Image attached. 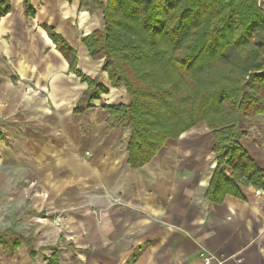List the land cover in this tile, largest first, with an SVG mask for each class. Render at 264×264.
<instances>
[{"label": "crops", "instance_id": "obj_1", "mask_svg": "<svg viewBox=\"0 0 264 264\" xmlns=\"http://www.w3.org/2000/svg\"><path fill=\"white\" fill-rule=\"evenodd\" d=\"M7 4L0 17V232L27 243L12 252L0 246V264H49L55 254L58 264H205L203 254L214 257L210 264H264V188L238 183L242 198L210 199L217 160L206 124L193 129L197 140H184L188 131L143 167L129 163L130 130L115 126L107 110L129 97L111 86L104 61L82 41L104 30L102 10L91 0ZM47 28L108 94L90 100L89 84L70 72ZM239 143L264 179V140Z\"/></svg>", "mask_w": 264, "mask_h": 264}, {"label": "trees", "instance_id": "obj_2", "mask_svg": "<svg viewBox=\"0 0 264 264\" xmlns=\"http://www.w3.org/2000/svg\"><path fill=\"white\" fill-rule=\"evenodd\" d=\"M7 3H0V17L8 13ZM91 3L102 10L105 28L82 41L94 60L104 61L111 86L125 88L129 97L128 104L107 110L115 126L130 130L132 167H143L168 140L206 124L217 160L210 199L242 198L238 183L264 188L262 170L239 143L242 120L264 116V5L259 0ZM47 31L70 72L89 84L90 100L108 94L77 69L74 49L52 28ZM23 243V236L0 232V246L8 252ZM49 264H58L56 254Z\"/></svg>", "mask_w": 264, "mask_h": 264}, {"label": "rangeland", "instance_id": "obj_3", "mask_svg": "<svg viewBox=\"0 0 264 264\" xmlns=\"http://www.w3.org/2000/svg\"><path fill=\"white\" fill-rule=\"evenodd\" d=\"M240 132L244 134L240 140H264V117L257 116L251 119H243L240 124ZM114 133L112 132L111 135ZM198 133L199 131L192 130L184 140H197ZM123 134H118L119 139L122 138Z\"/></svg>", "mask_w": 264, "mask_h": 264}, {"label": "built area", "instance_id": "obj_4", "mask_svg": "<svg viewBox=\"0 0 264 264\" xmlns=\"http://www.w3.org/2000/svg\"><path fill=\"white\" fill-rule=\"evenodd\" d=\"M259 3H262L264 5V0H259ZM263 9H264V6H263ZM257 193L260 194V191H258ZM57 225H59V223H57ZM213 259L214 257L203 254V260L205 264H210Z\"/></svg>", "mask_w": 264, "mask_h": 264}]
</instances>
